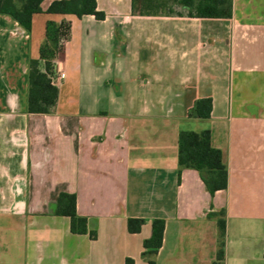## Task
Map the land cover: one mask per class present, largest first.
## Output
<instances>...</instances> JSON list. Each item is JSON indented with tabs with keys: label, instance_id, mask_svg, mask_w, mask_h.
I'll list each match as a JSON object with an SVG mask.
<instances>
[{
	"label": "crops",
	"instance_id": "0c3cea01",
	"mask_svg": "<svg viewBox=\"0 0 264 264\" xmlns=\"http://www.w3.org/2000/svg\"><path fill=\"white\" fill-rule=\"evenodd\" d=\"M55 1L31 32L0 14V264H264V0H233L229 19L97 0L104 20L48 13ZM49 21L71 25L54 62L65 77L51 112L29 113V63ZM208 98L211 117H190ZM182 131H210L227 189L212 196L180 169ZM62 193L76 195L87 234L57 215ZM222 211L220 263L209 214ZM130 219L144 220L140 232ZM157 219L163 243L145 255Z\"/></svg>",
	"mask_w": 264,
	"mask_h": 264
},
{
	"label": "trees",
	"instance_id": "16d2710c",
	"mask_svg": "<svg viewBox=\"0 0 264 264\" xmlns=\"http://www.w3.org/2000/svg\"><path fill=\"white\" fill-rule=\"evenodd\" d=\"M44 0H0V14L11 16L23 28L31 32L33 16L42 13L41 4ZM169 4L183 6L188 9L187 16L192 18L229 19L233 16V0H133L132 12L138 15L157 16ZM167 16H183L175 13L169 7ZM48 13L75 15L81 19L84 16H94L104 20L105 13L98 10L97 0H61L55 1L49 7ZM71 25L49 21L46 25V39L40 49V59L29 63V113L47 114L56 105L58 88L52 84L54 62L65 50V42L69 39ZM64 40V41H62ZM41 61L44 71L40 69ZM213 104L211 99L197 101L190 117L209 119ZM179 166L180 169H194L199 172L207 190L213 196L216 192L228 187V171L223 163L222 152L212 146L210 131H182L179 136ZM57 215L71 219V231L74 234H87V221L77 215V198L74 194L62 193L57 203ZM224 212L211 213L220 231V245L217 260L224 259L226 221ZM144 220L130 219L128 229L131 233L140 232ZM165 231V222H153L152 237L145 241V255H154L161 248ZM95 237V234H91ZM127 264H135L128 259ZM149 264H155L150 261ZM218 264V263H217Z\"/></svg>",
	"mask_w": 264,
	"mask_h": 264
},
{
	"label": "rangeland",
	"instance_id": "374dc122",
	"mask_svg": "<svg viewBox=\"0 0 264 264\" xmlns=\"http://www.w3.org/2000/svg\"><path fill=\"white\" fill-rule=\"evenodd\" d=\"M169 7L175 12V13H178V14H187L188 13V9L183 7V6H178V5H173V4H169V6L167 8H164L162 10V13L161 15H169ZM173 16H176V15H173Z\"/></svg>",
	"mask_w": 264,
	"mask_h": 264
},
{
	"label": "built area",
	"instance_id": "2783aa9c",
	"mask_svg": "<svg viewBox=\"0 0 264 264\" xmlns=\"http://www.w3.org/2000/svg\"><path fill=\"white\" fill-rule=\"evenodd\" d=\"M64 41V40H62ZM51 77L52 84L56 86L60 80L64 79L65 75L63 73L59 74L58 76L53 74Z\"/></svg>",
	"mask_w": 264,
	"mask_h": 264
}]
</instances>
